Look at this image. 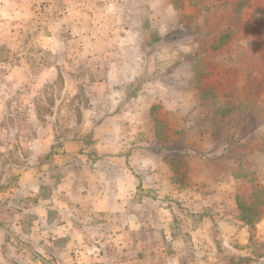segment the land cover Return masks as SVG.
Masks as SVG:
<instances>
[{
  "label": "rangeland",
  "instance_id": "1",
  "mask_svg": "<svg viewBox=\"0 0 264 264\" xmlns=\"http://www.w3.org/2000/svg\"><path fill=\"white\" fill-rule=\"evenodd\" d=\"M129 161L132 217L59 203ZM0 264H264V0H0Z\"/></svg>",
  "mask_w": 264,
  "mask_h": 264
},
{
  "label": "crops",
  "instance_id": "2",
  "mask_svg": "<svg viewBox=\"0 0 264 264\" xmlns=\"http://www.w3.org/2000/svg\"><path fill=\"white\" fill-rule=\"evenodd\" d=\"M200 55L206 56L205 53L200 54ZM221 65H223V64H221ZM217 73L218 72L216 71V74ZM227 103H229V102H227ZM145 106H146V104L143 105V108H144L143 112H146V110H147L150 114L151 107H145ZM227 113L228 112L226 110L225 111H223L221 109L217 110L216 114L218 115V122L220 125V130L223 133H225L226 136L230 137L232 145L241 146V147L247 149V147L243 145V141L237 138L238 135L244 136V134L242 135V133H240V132H237L238 134L235 133V127H233V125L228 124V120H227L228 115H226ZM237 130H239V129H237ZM207 133L208 132L205 133L204 142L208 138ZM245 143H246V141L244 142V144ZM186 149L190 150V147L185 148V152H186ZM129 151L133 154L138 153V155L140 157H144V155H145V157H148L149 155H151L150 149H143V148L134 147L132 150H129ZM129 151L119 153L117 155V157H115V158L125 159L126 161H127L126 157H128V156L133 158L134 155H128ZM185 152H183V153L181 152V153L186 154ZM104 158L106 159L107 156L105 155ZM200 159L202 161L207 162V163L208 162L214 163V162L225 161L227 163L229 162L231 167L235 166L236 167L235 170H231L228 172V176H227L228 179L229 178L234 179L235 174L237 175V172L240 169V165L245 164L244 163L245 160L233 159L229 155V153H227L224 150L222 152L216 153V154H213V153L201 154ZM141 160H142V158H141ZM138 163H140V161H136V164H138ZM130 165H134L132 161L127 162V164L122 163L121 169H123L125 171V174H127V178H126V180H116V187L119 191L118 193L111 192L114 190L109 188V185L112 183V180H94V182L90 183V186H88V187L83 185V183H84L83 180H77L78 183L75 180H69L65 185V188H64L65 192L60 193L59 203L64 202V200H66L67 203L73 202L71 207L74 206L77 209H80L81 207H84V208L87 207V208H90V210L97 211L96 215H98L99 213H106V212L110 215L111 212L116 213L119 210V212H121L122 215H126V217H130V216L132 217L133 214L131 215L130 212H127V204L131 199H133V195L130 196V197H132V198H130V200L128 199L127 195L130 194L131 192H133L136 188L138 189V185H140L141 175H140V171L138 170V168L133 170L130 167ZM128 171H130V172L128 173ZM213 174H214V172L212 170L206 168L202 172V176L207 177V178L209 177V178L205 179V180H200V184L204 185V186L205 185H211L210 187H214V189L219 190L221 188L219 181L218 180H211L214 178V177H212ZM73 186H75V187H73ZM137 189H136V192H134L135 194H138ZM121 192H124V193L120 194ZM136 197H137V195L135 196V198ZM136 202H137V198L135 200V205L137 208L138 204ZM134 216L136 218L135 219V224H136L135 229H139V227L142 228L143 223H142L141 219L139 218L138 215H134ZM68 224L69 223H64V226H66ZM132 226H130L129 230H133Z\"/></svg>",
  "mask_w": 264,
  "mask_h": 264
}]
</instances>
